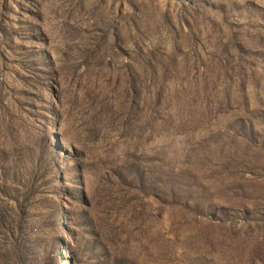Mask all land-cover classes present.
<instances>
[{"label": "rangeland", "instance_id": "374dc122", "mask_svg": "<svg viewBox=\"0 0 264 264\" xmlns=\"http://www.w3.org/2000/svg\"><path fill=\"white\" fill-rule=\"evenodd\" d=\"M0 264H264V0H0Z\"/></svg>", "mask_w": 264, "mask_h": 264}]
</instances>
